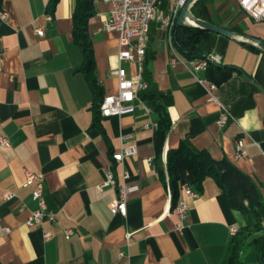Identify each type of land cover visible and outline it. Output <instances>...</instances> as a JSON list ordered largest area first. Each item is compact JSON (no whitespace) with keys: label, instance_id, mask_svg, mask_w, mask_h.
Returning a JSON list of instances; mask_svg holds the SVG:
<instances>
[{"label":"crops","instance_id":"obj_1","mask_svg":"<svg viewBox=\"0 0 264 264\" xmlns=\"http://www.w3.org/2000/svg\"><path fill=\"white\" fill-rule=\"evenodd\" d=\"M49 3L0 0V135L11 141L0 147V264H222L230 226L238 232L253 222L251 207L264 200V51L239 35L205 30L199 50L217 54L221 62L191 72L166 30L152 21L143 73L148 88L139 93L133 112L100 116L96 124L72 32L76 0H58L50 12ZM206 7L213 24L264 41V21H255L236 0H206ZM106 12V5L94 0L87 23L100 98L116 91L110 72L119 65L118 33L98 30ZM38 27L42 36L34 31ZM176 56L180 59L171 64ZM122 66L136 73L135 63ZM209 83L216 84L218 103L235 118L223 128L216 125L219 104L207 100ZM155 103L170 118L164 137L154 127ZM124 136L123 145L137 147L124 168L139 190L123 217L110 212L113 188L98 186L110 166L121 183V167L111 154ZM237 138L244 139L246 156L235 159ZM182 141L219 162L227 194L205 177L199 195L186 200L187 216L179 219L176 205L186 184L172 193L160 170L167 150ZM24 169L44 175L54 224L25 225L35 202L31 186H24ZM5 191L15 197L3 199ZM69 228L71 235L65 233ZM44 231L52 236L44 239Z\"/></svg>","mask_w":264,"mask_h":264},{"label":"built area","instance_id":"obj_2","mask_svg":"<svg viewBox=\"0 0 264 264\" xmlns=\"http://www.w3.org/2000/svg\"><path fill=\"white\" fill-rule=\"evenodd\" d=\"M106 5L107 16L99 26L98 30L116 31L118 33V61L119 65L116 69L110 72L111 75L117 78V89L114 93L103 96L100 106L99 115L101 117L120 116L131 113L139 99V93L148 88V82L143 78L144 73V58L146 54L147 43L149 40V26L152 21H157L166 30L168 39L171 41V33L176 22V18L181 9L183 0H179L166 13L161 10V0H97ZM238 6L245 11L255 21H264V0H236ZM5 17L4 14L1 15ZM50 15H48V18ZM35 33L38 36L43 35L41 28H35ZM180 57L176 56L171 60L174 64ZM123 62H133L136 64V73L131 75ZM187 68L191 72H197L206 69L210 66L220 64V57L214 53H207L203 56L185 59ZM216 84L209 83L206 87L207 100L217 102L215 94ZM219 104V103H218ZM220 113L216 120V125L223 128L229 120L235 121L228 108L219 104ZM147 112L150 109L146 108ZM157 127V124H154ZM127 137H122V145L117 152L111 154V161L121 167V183L115 179L112 167H108L105 173L104 181L99 184L100 190L104 186H111L115 192L114 198L110 203V212L113 215L119 214L126 216L127 201L130 196L139 190V185L135 182H129V173L124 168V160L126 157L135 155L137 152L136 145H123V140ZM11 146V141L7 136L0 135V147ZM245 141L243 138L234 140L235 159L246 156L244 148ZM264 154V150L262 151ZM25 183L24 186H31V197L35 202V208L30 211L29 216L25 221L28 227H41L44 220L50 223H55L56 212L49 209L44 195V175L41 172L24 169ZM198 192L193 190L191 186L185 185L184 196L176 205V213L179 219H184L188 213L187 198L197 197ZM15 197L12 192H3L2 198L10 200ZM25 205L20 203L19 209L24 210ZM65 233L71 235L73 230L66 229ZM229 233L234 236L237 233V228L230 226ZM131 233H126V238L129 239ZM52 236L50 231H44V239ZM120 255L122 253L120 252Z\"/></svg>","mask_w":264,"mask_h":264},{"label":"trees","instance_id":"obj_3","mask_svg":"<svg viewBox=\"0 0 264 264\" xmlns=\"http://www.w3.org/2000/svg\"><path fill=\"white\" fill-rule=\"evenodd\" d=\"M57 1L50 0L49 12L54 9ZM190 12L197 18L210 21L206 0H195L190 7ZM93 14L94 0H76L72 15L73 38L83 55L80 70L84 73L92 92L94 120L97 124L100 117L99 106L103 97L100 98L101 88L93 73L94 59L87 32L88 19ZM204 31V29L191 24L177 26L175 22L171 33L172 45L186 59L203 56L198 44ZM154 108L159 114L156 133L160 137H164L170 127L169 115L161 103H155ZM221 174L219 162L211 158L206 150L195 149L184 141L180 142L176 148L167 150L164 168L160 170L161 177L165 180V184L170 187L172 193L183 184L191 186L196 192H200L205 177H211L227 194V188L222 181ZM250 212L253 222L248 221L246 226L240 228L232 236L222 264H246L248 262H261L264 259V200L256 201Z\"/></svg>","mask_w":264,"mask_h":264},{"label":"water","instance_id":"obj_4","mask_svg":"<svg viewBox=\"0 0 264 264\" xmlns=\"http://www.w3.org/2000/svg\"><path fill=\"white\" fill-rule=\"evenodd\" d=\"M194 2H195V0H183L181 9H180L178 16H177V19H176V25L177 26H184V25L191 24V25L200 27L201 29H204L207 31L219 33V34L224 35L226 37H232L235 35H239L242 38L255 43L259 48H261L264 51V41H262V40H257L251 36L239 34L235 31L230 30V29H227V28L218 26L216 24H213L210 21H206V20L195 17L190 12V7ZM255 264H261V262L258 261Z\"/></svg>","mask_w":264,"mask_h":264},{"label":"rangeland","instance_id":"obj_5","mask_svg":"<svg viewBox=\"0 0 264 264\" xmlns=\"http://www.w3.org/2000/svg\"><path fill=\"white\" fill-rule=\"evenodd\" d=\"M179 0H161L160 8L161 10H166L169 8L172 4H176Z\"/></svg>","mask_w":264,"mask_h":264}]
</instances>
